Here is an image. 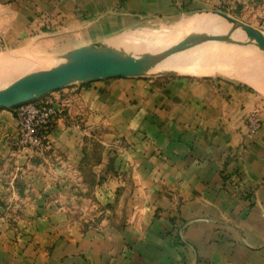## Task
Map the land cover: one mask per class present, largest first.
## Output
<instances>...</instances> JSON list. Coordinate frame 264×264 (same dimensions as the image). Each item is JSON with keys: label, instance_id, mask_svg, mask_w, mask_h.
<instances>
[{"label": "crops", "instance_id": "1", "mask_svg": "<svg viewBox=\"0 0 264 264\" xmlns=\"http://www.w3.org/2000/svg\"><path fill=\"white\" fill-rule=\"evenodd\" d=\"M223 1L0 0V34L46 63L31 73L97 42L144 53L146 32ZM237 2L264 13V0ZM207 51L162 68L197 77L242 59ZM48 103L64 114L42 151L18 147L17 110H0V264H264V98L251 86L118 78L34 102Z\"/></svg>", "mask_w": 264, "mask_h": 264}, {"label": "water", "instance_id": "2", "mask_svg": "<svg viewBox=\"0 0 264 264\" xmlns=\"http://www.w3.org/2000/svg\"><path fill=\"white\" fill-rule=\"evenodd\" d=\"M200 16L226 22L244 40H232L221 34L199 36L192 23L188 35L163 50L136 53L104 42L92 43L68 51L50 67L20 76L0 89V110L18 109L52 93L101 80L178 77L177 71L162 66L180 53L207 43L249 45L264 54V34L256 28L218 11H202L196 15Z\"/></svg>", "mask_w": 264, "mask_h": 264}, {"label": "rangeland", "instance_id": "3", "mask_svg": "<svg viewBox=\"0 0 264 264\" xmlns=\"http://www.w3.org/2000/svg\"><path fill=\"white\" fill-rule=\"evenodd\" d=\"M237 1L238 0H224L220 5H217L215 7L211 4L200 5V10L198 11L190 14L179 15L177 17H174L167 23H161L158 28L156 27L152 31L146 32L144 34L143 37H145V40L143 39L142 42H137L138 44H140V46H143V51L141 52L163 50L174 45L189 34V32L191 31L192 23L193 30H195V32L199 36L207 37L212 36L215 33H220L222 36H225L232 40L240 39L239 34L234 31L226 22L219 20V24H215L214 21L207 16L196 17V15L202 11H218L225 13L233 18H239L244 22L253 24L257 30L261 31L264 34V13L262 12L259 15H255L254 13L247 14V12L250 10V7L248 11H244L245 7H240V4H238ZM27 25L29 26V24ZM18 34L15 31H12L10 33L7 31H3L0 34V89L7 86L18 77L28 73L29 71L36 70L46 64L40 62L39 60L32 59L33 56L31 54L17 55V52L15 50L6 49L7 47L13 48L12 45L8 44V41L10 42L11 40H15L16 35ZM154 44L156 45L153 46ZM37 45L38 43L35 44V47H37ZM212 46H220L227 49L232 54L236 53L238 57L240 56V58L243 59L244 62H242L241 59L239 61L237 60V63L236 61L231 60V57H225L222 58L223 62L218 65L215 64V69L214 67H196L195 71L203 75L197 77L186 75V73L184 74L182 67L174 65L172 67L174 69H177L178 71H182L184 75L179 74V76L183 77L244 83L245 85L251 86L260 97L264 98V54L256 51L249 45L234 46L225 43H207L188 49L177 56L179 57L181 56V54L193 51L194 53L201 54L208 49L210 50ZM135 52L139 53L137 51ZM177 56L173 57L171 61L177 58ZM239 62L242 64H239ZM215 71L217 73H224L226 74V76H223L221 74H214Z\"/></svg>", "mask_w": 264, "mask_h": 264}, {"label": "built area", "instance_id": "4", "mask_svg": "<svg viewBox=\"0 0 264 264\" xmlns=\"http://www.w3.org/2000/svg\"><path fill=\"white\" fill-rule=\"evenodd\" d=\"M16 122L19 129L17 146L42 151L48 147L47 133L52 125L63 117V107L55 108L52 103L25 104L16 109ZM259 113L254 110L244 117L249 138H254L261 128Z\"/></svg>", "mask_w": 264, "mask_h": 264}, {"label": "bare ground", "instance_id": "5", "mask_svg": "<svg viewBox=\"0 0 264 264\" xmlns=\"http://www.w3.org/2000/svg\"><path fill=\"white\" fill-rule=\"evenodd\" d=\"M211 20H213L214 21V23L215 24H219V20H216V19H214L213 17H209ZM197 22V21H196ZM195 23V22H194ZM228 35H229V33H228ZM239 37H240V39H237V40H244V38H243V36H241L240 34H239ZM151 45V44H150ZM156 44H154L153 46H155ZM201 57V56H200ZM203 59H204V57H203ZM201 60V59H200ZM201 62H202V60H201ZM193 64V63H192ZM196 64H198L197 62H196ZM195 64V65H196Z\"/></svg>", "mask_w": 264, "mask_h": 264}]
</instances>
